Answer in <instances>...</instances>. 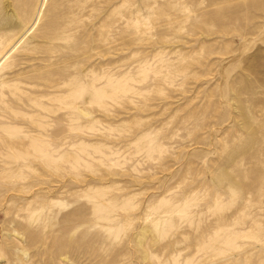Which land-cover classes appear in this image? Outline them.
<instances>
[{
	"label": "rangeland",
	"instance_id": "obj_1",
	"mask_svg": "<svg viewBox=\"0 0 264 264\" xmlns=\"http://www.w3.org/2000/svg\"><path fill=\"white\" fill-rule=\"evenodd\" d=\"M10 46L0 264H264V0H0Z\"/></svg>",
	"mask_w": 264,
	"mask_h": 264
},
{
	"label": "bare ground",
	"instance_id": "obj_2",
	"mask_svg": "<svg viewBox=\"0 0 264 264\" xmlns=\"http://www.w3.org/2000/svg\"><path fill=\"white\" fill-rule=\"evenodd\" d=\"M42 1H43V0H42ZM40 9H41V6L39 5V6L37 7L36 11L39 12ZM35 21H36V20H35ZM34 23H35V22L32 21V23H30L31 25H29L28 29L31 28L32 25H33ZM28 29H27V30H28ZM27 30H26V31H27ZM24 31H25V30H24ZM26 31H25V32H26ZM25 32H24V33L22 34V36H20L19 38H22V37L24 36ZM19 38H18V40H20ZM16 41H17V40H16ZM17 42H18V41H17ZM11 45H12V44H11ZM13 46H14V45H13ZM11 47H12V46L8 47V49H7L4 53H2V55H0V60H1V59L3 58V56H4V55H5V54L11 49Z\"/></svg>",
	"mask_w": 264,
	"mask_h": 264
}]
</instances>
